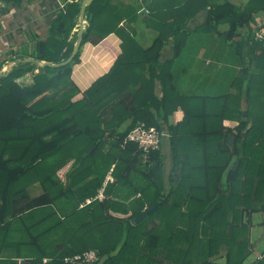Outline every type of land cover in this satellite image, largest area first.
<instances>
[{"label":"trees","instance_id":"obj_1","mask_svg":"<svg viewBox=\"0 0 264 264\" xmlns=\"http://www.w3.org/2000/svg\"><path fill=\"white\" fill-rule=\"evenodd\" d=\"M82 1H67L30 56L54 63L70 57ZM144 8L146 24L157 32L148 47L130 26ZM205 9L206 17L196 23ZM263 13L264 0L243 6L232 0H93L73 61L40 67L32 85L17 78L36 63L1 76L0 264H65L66 256L89 249L100 256L93 264H219L213 259L222 250L221 264H246L250 217L264 215V39L251 29ZM219 25L227 26L221 35L241 54L239 92L181 93L168 64L192 33L217 31ZM114 32L122 39L121 54L82 91L71 74L83 45ZM169 41L175 56L162 63ZM146 65L148 77L139 74ZM131 83L140 85L126 93ZM179 109L182 120L165 128ZM225 119L238 123L228 126ZM141 122L167 130L169 172L162 148L145 152L127 140ZM36 183L42 191L33 195ZM255 264H264V254Z\"/></svg>","mask_w":264,"mask_h":264},{"label":"crops","instance_id":"obj_2","mask_svg":"<svg viewBox=\"0 0 264 264\" xmlns=\"http://www.w3.org/2000/svg\"><path fill=\"white\" fill-rule=\"evenodd\" d=\"M67 1L72 2V0H23L17 3L0 0V60H4L0 71L9 73L14 68H28L30 64L36 63L33 60H29V58L35 59L30 56L35 48V43L37 39L48 36L53 18L58 11L65 8ZM146 13L145 8L139 11V18L130 23V26L132 25L135 28V36L143 47L150 46L157 35V32L146 24ZM80 22L81 18L79 15L77 27L74 28L70 38L74 34H77L79 38ZM84 22L86 29L88 26L86 12ZM121 24L124 25V22ZM225 27L227 28V26ZM188 40L189 42L186 43L181 55L173 63L168 64L179 91L183 94L207 96L238 93L236 78L240 76L239 70L242 64L241 54L237 48L236 52L240 61L238 66L225 56L226 54L223 50L217 48L216 35L213 32L192 33ZM167 44L171 45V48L173 47V51L171 49L172 52H166L164 48L162 49L160 57L162 63L169 62L175 56L174 43L169 41ZM190 45H194V49L188 48ZM121 52L122 39L115 32L109 34L97 44L85 43L82 47L79 61L73 66L72 80L82 91H85L99 77L111 70ZM36 66L33 70H29L18 77L17 81L23 86L32 85L34 75L41 70L40 67H43L37 63ZM148 66L140 68L139 74L146 77L150 76ZM162 68H165V66L163 67L162 65ZM156 71L159 72L160 69L158 68ZM139 85L132 84L127 88L126 93L129 91L133 92ZM196 90H203L205 93L193 92ZM155 92L160 98L163 96L159 78L156 79ZM114 95L115 93L111 90V96L106 95L105 99L109 96L113 99ZM121 96L122 94H119L120 98ZM153 113H156L154 108ZM126 117H130V114L127 113ZM182 118L183 110L175 111L169 116L168 121L164 122L165 128L168 129L169 124L176 123ZM128 120H132V117ZM224 123L233 127L237 125L238 121L225 119ZM162 153L166 158H169L168 154H170L171 159L169 136L162 142ZM21 261L23 259H20Z\"/></svg>","mask_w":264,"mask_h":264},{"label":"rangeland","instance_id":"obj_3","mask_svg":"<svg viewBox=\"0 0 264 264\" xmlns=\"http://www.w3.org/2000/svg\"><path fill=\"white\" fill-rule=\"evenodd\" d=\"M236 4L243 6L247 0H232ZM202 13L200 14V17L197 19L196 23H199L202 21ZM196 23L190 24L192 27ZM262 24H264V13L263 14H258L256 15L255 21L251 25V29L253 30V33H255L256 29L260 27ZM132 27V26H131ZM225 25H219L216 30H212L213 34L216 35V40H217V48L221 49L225 52V56L229 58L234 64L237 66L240 64L239 58H238V53L236 52V45L232 46L231 44L227 43L224 39V36L221 35L222 31L225 30ZM242 31L245 34L250 33V27L243 28ZM195 33V32H194ZM193 33V34H194ZM190 49H194V45L188 46ZM173 47L171 48V45H166L164 47V51L170 52ZM171 51V52H172ZM203 90H196L193 92L196 93H205ZM166 138V137H165ZM164 138V139H165ZM162 148V146H161ZM169 158L165 159V168L166 172L170 171V168L172 166V161L170 159V154ZM30 191L33 195L39 194L42 191V187L36 183L32 186H30ZM264 215L261 211L259 212H254L251 217H250V226H251V243H252V253L247 259L246 264H251L255 262L258 258H261L264 254V223H263ZM215 262L221 264L226 262V255H225V250H222L217 256L214 257L213 259Z\"/></svg>","mask_w":264,"mask_h":264},{"label":"built area","instance_id":"obj_4","mask_svg":"<svg viewBox=\"0 0 264 264\" xmlns=\"http://www.w3.org/2000/svg\"><path fill=\"white\" fill-rule=\"evenodd\" d=\"M255 38L264 39V24L258 27L255 31ZM169 136L167 130L159 129L155 125H148L144 122L137 124L128 134L127 140L136 142L145 152L158 150L162 146L165 137ZM107 180H113L111 174L107 176ZM103 189L100 191L99 197H103ZM91 200H88L90 202ZM100 259V256L95 249H89L81 253L66 256L65 264H93ZM46 261V259H45ZM255 264V262L251 263Z\"/></svg>","mask_w":264,"mask_h":264},{"label":"water","instance_id":"obj_5","mask_svg":"<svg viewBox=\"0 0 264 264\" xmlns=\"http://www.w3.org/2000/svg\"><path fill=\"white\" fill-rule=\"evenodd\" d=\"M93 0H84L83 3H82V6H81V14H80V18H81V22H80V33H79V38L74 46V49L72 51V54L70 55L69 58H67L66 60H63L61 62H58V63H54V62H50V61H43V60H40V59H32V58H29V60H33L34 62H36L37 64H39L40 66H62V65H66L68 63H70L71 61L74 60V58L76 57L77 53L79 52V49L81 47V35L82 33L84 32V29H85V12H86V8L87 6L92 2ZM207 15V9L204 10L203 12V17H206ZM10 68V66H9ZM7 73L6 72H3V71H0V77L3 76V75H6ZM228 140H229V143L231 145L234 144L235 142V136L233 134H230L228 136ZM157 207V204H154L153 206L151 207H148L146 208L144 211H142L137 217H136V222H139L141 221L146 215L147 213L151 212L152 210H154L155 208Z\"/></svg>","mask_w":264,"mask_h":264}]
</instances>
